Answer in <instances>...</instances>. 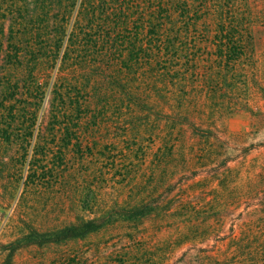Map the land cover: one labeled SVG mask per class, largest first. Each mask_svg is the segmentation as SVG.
Returning <instances> with one entry per match:
<instances>
[{
    "label": "trees",
    "instance_id": "obj_1",
    "mask_svg": "<svg viewBox=\"0 0 264 264\" xmlns=\"http://www.w3.org/2000/svg\"><path fill=\"white\" fill-rule=\"evenodd\" d=\"M261 30L264 0H0V145L19 146L26 161L36 141L24 185L38 187L48 174L39 158L49 138L79 153L103 142L90 155V183L75 195L76 216L46 231L26 222L22 238L0 245L7 264L24 248L83 240L152 216L156 201L102 195L126 176V153L144 149L126 137L136 130L128 124L123 139L105 138L107 124L137 117V134L164 153L173 150L168 138L183 131L177 119L201 129L224 111L253 109ZM220 243L200 253L201 264H264V197L245 207Z\"/></svg>",
    "mask_w": 264,
    "mask_h": 264
},
{
    "label": "rangeland",
    "instance_id": "obj_2",
    "mask_svg": "<svg viewBox=\"0 0 264 264\" xmlns=\"http://www.w3.org/2000/svg\"><path fill=\"white\" fill-rule=\"evenodd\" d=\"M257 32L264 35V30ZM260 36L256 47L263 52ZM260 70L251 83L253 109L224 111L206 118L201 129L177 119V131H183L168 138L172 152H157V145L139 136L143 124L135 122L137 117L107 124L105 138L113 133L123 139L126 125L134 127L126 137L136 138L145 150L126 153L124 161H132L122 168L126 176L101 190L105 201H156L157 211L136 222H117L83 240L21 249L13 264H201L200 253L218 247L245 207L264 197V62ZM44 108L46 100L37 123ZM52 139L45 141L46 156L39 158L48 173L38 183L42 188L24 185L36 141L26 161L19 146L0 145V245L22 238L26 222L46 231L77 214L75 195L90 183V155L103 142L93 141L92 151L83 148L79 153L73 147L63 149L60 137ZM8 255L0 248V264H7Z\"/></svg>",
    "mask_w": 264,
    "mask_h": 264
}]
</instances>
